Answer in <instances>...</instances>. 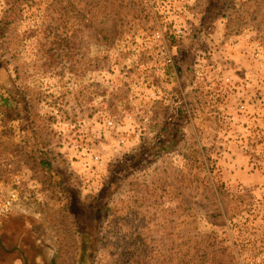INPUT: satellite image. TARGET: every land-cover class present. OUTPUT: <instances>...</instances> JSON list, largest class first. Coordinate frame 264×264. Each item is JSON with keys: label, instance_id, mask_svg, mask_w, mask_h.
<instances>
[{"label": "rangeland", "instance_id": "1", "mask_svg": "<svg viewBox=\"0 0 264 264\" xmlns=\"http://www.w3.org/2000/svg\"><path fill=\"white\" fill-rule=\"evenodd\" d=\"M183 5L176 42L148 0H0V264H88L70 192L96 227L90 264H264V193L222 174L236 109L204 77L219 66L223 93L264 105L243 84L264 82V0Z\"/></svg>", "mask_w": 264, "mask_h": 264}, {"label": "crops", "instance_id": "2", "mask_svg": "<svg viewBox=\"0 0 264 264\" xmlns=\"http://www.w3.org/2000/svg\"><path fill=\"white\" fill-rule=\"evenodd\" d=\"M225 49V48H224ZM239 48L232 49L234 53H238ZM236 67V68H234ZM244 66H231L233 72L239 71V68L242 69ZM254 68H257V66H253ZM245 68V67H244ZM233 79V78H232ZM253 80V79H252ZM251 78L245 79L243 84H245L246 87L252 88V87H258L261 86V88L264 89V82L260 80H253ZM255 85V86H254ZM232 93V88L231 91ZM241 93V92H240ZM239 94V92L237 93ZM233 92V95H229V100L223 104L222 110L226 109L229 105L234 106L236 109V114H232L234 116L225 118L224 116H220L224 119H222V123L224 124V128L220 130V132H216L218 134V151H221L223 156L220 159L219 165L222 167V174L229 178V172L232 176L231 178L234 180L235 176L242 182L243 185V191L248 194H252L256 196L259 193H264V105H262V102L260 99H254L249 96H246L242 101H249L254 100L258 103V105H261V109L259 111L255 110V107L250 109L248 111V114H246L244 117L238 116V99H236V95ZM231 98H234V102H231ZM259 107V106H257ZM262 110V111H261ZM254 112V113H250ZM262 112L261 118L257 120L258 123V129L253 128L252 126H248L246 128L243 127V131H245L247 128L251 129V135L252 138L250 139V148L248 151H246L245 146L247 145L244 142L239 141L240 137L242 135V130L240 128L235 130H231L232 128L229 127L231 122L235 121V119H241L244 120L245 123H253L252 115L258 116V114ZM231 114V113H230ZM227 121V122H226ZM241 132L239 133L238 131ZM239 133V134H237ZM257 139L260 141V143L255 146L254 140ZM262 151L261 153H259ZM250 152V153H249ZM227 171V172H224ZM235 173L236 175H233L232 173ZM228 173V174H226ZM240 187V186H239ZM246 188V189H245Z\"/></svg>", "mask_w": 264, "mask_h": 264}, {"label": "built area", "instance_id": "3", "mask_svg": "<svg viewBox=\"0 0 264 264\" xmlns=\"http://www.w3.org/2000/svg\"><path fill=\"white\" fill-rule=\"evenodd\" d=\"M184 1L185 0H148V3L150 5V7L152 8V16L157 17L160 22L161 21H164L166 23L175 22L174 26L170 30V35H171L172 39L176 42H179L180 40L184 39L188 35L187 34V28L189 27V25L187 24V19H190L191 22H194V20H192V18L190 16L188 9L183 5ZM192 5H194L193 2H192ZM151 19H152V17H149V20H151ZM177 20H180L181 22H186V23L183 25H179V24H177ZM188 22H190V21H188ZM173 40L167 39L166 35L163 32L156 31L154 33V42H156L161 47H162V44L169 45V46H167V49H169V47H170L173 51H175V50H177V47L172 46V44H171V41H173ZM225 56H228V54H225ZM169 63H172V61L170 60ZM208 71L209 72L206 74L204 71V74H205L204 77H206V79L208 77L214 78V81L210 82L211 86L216 89V92L214 93V97L216 98V100L220 101L222 104L226 103L230 99L229 94L223 93L219 89V86H221V85L229 86L230 81L227 80L226 78H224L223 70L219 66L209 67ZM163 74H160L157 76V79H156L157 82H160V81L165 79V76H161ZM160 76H161V78H160ZM155 99L157 100L159 98L155 96ZM179 104H182V102H179ZM238 105H239L238 112H239V116H241V117L242 116L244 117L246 114H248V111L250 109H252L254 107L257 108V106H259L258 103L255 102L254 100L243 101V102L240 101V102H238ZM250 113H254V112H250ZM254 114H256V113H254ZM261 114H262V112H260L258 114V116L252 115V120L254 122L253 123H246L247 127L252 126L253 128L258 129V125L255 127H254V125H255V123H257V120L261 118ZM251 129L252 128H247L245 131L242 132V135L239 136L240 137L239 141L247 144L245 146L246 151L249 150L250 145H251V143H250V139L252 138ZM237 134H239V133H237Z\"/></svg>", "mask_w": 264, "mask_h": 264}, {"label": "trees", "instance_id": "4", "mask_svg": "<svg viewBox=\"0 0 264 264\" xmlns=\"http://www.w3.org/2000/svg\"><path fill=\"white\" fill-rule=\"evenodd\" d=\"M205 37L206 36L203 35L202 37L198 36V37H196V38L194 37V38L195 39H203ZM9 102H10L9 99L3 100V103L5 106L8 105ZM162 137H164V136H162ZM166 150L167 149H165L164 151H166ZM41 163L43 165H47L48 167H51V165L48 162L42 161ZM113 190H114V188H112V184H107V188H105V190L103 192H101V194L99 196L94 198V200H93L94 204L96 206L103 205V203H101V200L104 199L106 194H107V199L110 196H112V194L115 192ZM69 200L71 201V203L74 204L73 206H71V211H72L73 216H75V218L78 220V222H79L78 225H79L80 230H81L83 237H84V239H83L84 245H83V253L81 256V261H82V263L90 264L91 252L93 251V247H92L91 243L93 241H96V237H94V231L96 230V227L95 226L91 227L90 224L88 223L87 220H89V221L92 220L91 216H89V213H88L89 207L88 208L85 207L84 203L81 202L80 198L75 193H73V192L69 193ZM90 205L91 204H88V206H90ZM103 211H104V209L99 207L96 214L100 215L103 213ZM107 211H108V206H107ZM72 214H71V216H72ZM101 217L102 216H100V218ZM85 218L87 220H85Z\"/></svg>", "mask_w": 264, "mask_h": 264}]
</instances>
